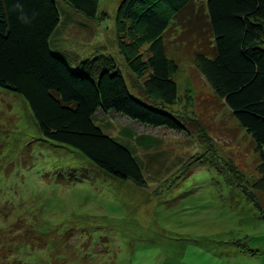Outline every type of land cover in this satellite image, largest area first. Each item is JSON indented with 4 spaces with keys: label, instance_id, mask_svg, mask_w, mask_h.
<instances>
[{
    "label": "rangeland",
    "instance_id": "rangeland-1",
    "mask_svg": "<svg viewBox=\"0 0 264 264\" xmlns=\"http://www.w3.org/2000/svg\"><path fill=\"white\" fill-rule=\"evenodd\" d=\"M120 1L99 0L98 17L89 19L57 0L69 23L52 44L72 66L108 54L144 98L148 72L137 75L127 64L125 46L136 38H119ZM204 6L196 0L169 16L166 40L179 88L171 111L188 132L145 126L150 144L134 152L146 187L45 139L25 100L0 87V264H264V220L237 185L250 190L258 178L253 142L197 70ZM136 28L133 35L142 31ZM136 47L140 54L148 45ZM116 120L103 131L126 145L124 120ZM159 151L164 165L150 156ZM19 221L34 235L15 232Z\"/></svg>",
    "mask_w": 264,
    "mask_h": 264
},
{
    "label": "trees",
    "instance_id": "trees-1",
    "mask_svg": "<svg viewBox=\"0 0 264 264\" xmlns=\"http://www.w3.org/2000/svg\"><path fill=\"white\" fill-rule=\"evenodd\" d=\"M64 1L89 19L99 15V0ZM195 1L121 0L118 4L119 38L121 32L135 37L133 43L138 46L148 45L140 54L136 45L125 46L132 72H148L143 98L132 92L108 54L72 66L54 49L52 42L57 47L59 31L68 22L57 0H0V87L25 100L45 139L72 148L118 180L146 187L143 159L134 152L150 144L145 126L188 132L171 111L179 88L172 76L175 66L166 34L172 24L170 14L185 12ZM204 2L197 70L253 142L258 178L250 190L237 185L264 220V200L260 199L264 195V0ZM135 27L142 29L140 34L133 35ZM116 119L124 120L119 135L126 145L103 131ZM137 126L140 134L134 130ZM150 156L163 165L167 161L164 152ZM14 231L34 235L22 221Z\"/></svg>",
    "mask_w": 264,
    "mask_h": 264
}]
</instances>
